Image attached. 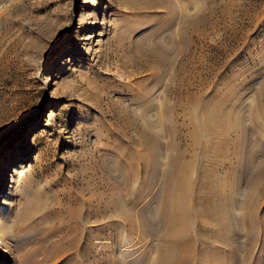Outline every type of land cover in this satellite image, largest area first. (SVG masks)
<instances>
[{"label": "rangeland", "instance_id": "rangeland-1", "mask_svg": "<svg viewBox=\"0 0 264 264\" xmlns=\"http://www.w3.org/2000/svg\"><path fill=\"white\" fill-rule=\"evenodd\" d=\"M171 156L189 178L169 247L264 264V0H0V264H169L156 224Z\"/></svg>", "mask_w": 264, "mask_h": 264}, {"label": "bare ground", "instance_id": "bare-ground-1", "mask_svg": "<svg viewBox=\"0 0 264 264\" xmlns=\"http://www.w3.org/2000/svg\"><path fill=\"white\" fill-rule=\"evenodd\" d=\"M49 79V78H48ZM149 110V108L147 109V111ZM171 108L166 107L165 111H164V115H163V121H167L168 124L172 121H175L172 117V112H171ZM149 113V111H148ZM148 113H142V115H140V118L143 119L146 123H145V132L148 134H152L153 137L155 138L156 142L158 145H160L161 143L159 142V139H162L160 135V133L158 132H155L152 130V127L154 124V122L150 121L149 119L151 118V116H149ZM190 118V117H189ZM166 122V123H167ZM222 122V121H221ZM220 122V123H221ZM152 123V124H151ZM167 124V125H168ZM173 124H176L175 122ZM169 126V125H168ZM177 126V125H176ZM189 126V125H188ZM192 126V125H191ZM171 125L169 126V129L171 130ZM187 127V126H186ZM190 127V126H189ZM241 127V126H240ZM175 128V127H174ZM193 128V127H192ZM210 128V127H209ZM235 128V127H234ZM196 130V129H195ZM233 130V129H232ZM213 132V131H212ZM171 133V132H169ZM228 133H229V129H228ZM177 135L179 134V132L176 133ZM176 135V136H177ZM193 138L195 137L192 136ZM177 139V138H176ZM160 143V144H159ZM191 143V142H190ZM171 154V153H170ZM180 154V153H179ZM188 154V153H187ZM186 154V155H187ZM172 157V156H171ZM170 157V158H171ZM183 157V156H182ZM186 157V156H185ZM142 158V157H141ZM140 158V159H141ZM256 158V157H255ZM168 159V158H167ZM170 162L169 164L167 165V170L165 172V175H164V183H162V192H160V196H157V197H160V199L158 200H163V204H164V207H162V209L160 210H163L164 208V212H161V211H158V214L159 212H161V214H163V217L159 220L160 222H158L156 224L157 226V234L159 236V240L157 241V244L159 246V249H157L158 253L160 254V259L159 261L161 260H165L166 259L170 262L169 264H193L191 261V256L190 254L193 252V249H194V245L193 243L190 242V240L186 243L184 242V244L180 243V244H177V245H169L167 244L168 240L170 238H177L180 236V230H179V222H180V219H181V215L179 214V207L181 208L180 205H182L181 203V200H180V193L182 194H185L186 192V186H187V183H188V174H189V166L185 163H181V158L180 156L178 158H171L169 159ZM149 161V164L152 162L151 160H148L144 157V159H142V162H143V165H144V171L146 172V175H152V174H156V178L158 177H162V171H161V167H160V164H158L156 166V168L154 170H152V166L153 165H149L147 162ZM154 161V160H153ZM113 162V161H112ZM136 162V160H135ZM190 162V161H189ZM253 162V161H252ZM122 164V165H121ZM121 164H120V167L122 166H125L126 163L125 162H122L121 161ZM247 165V164H246ZM248 165L249 162H248ZM262 166V164H260ZM127 166H129L130 169L133 170V179L135 178V180L133 181H136L137 179L140 180V177L136 179L137 177V173H138V170L136 171V166L135 164H133L132 162L128 161L127 163ZM252 166V165H250ZM113 168V167H112ZM259 168V167H257ZM106 169V168H105ZM18 170V169H16ZM103 170V168H102ZM128 170V169H127ZM158 170V171H156ZM156 171V172H155ZM259 172V171H258ZM261 172V171H260ZM262 173V172H261ZM260 173V174H261ZM259 174V173H258ZM258 174H257V178H258ZM264 174V173H263ZM125 175H126V172H125ZM263 177V175H262ZM142 178V177H141ZM145 178V177H143ZM254 178V177H253ZM151 179V178H150ZM149 179V180H150ZM142 180V179H141ZM140 180V181H141ZM236 180V179H235ZM257 180V179H256ZM261 179H259L260 181ZM148 181V180H147ZM161 181V180H160ZM261 182V181H260ZM255 186V181L253 182ZM259 184V182H256ZM160 184V183H159ZM142 185V184H141ZM252 186V185H251ZM250 186V187H251ZM236 189H234V195L238 196L239 195V187L237 185H235ZM257 187V186H256ZM263 187V186H262ZM129 188V187H128ZM141 188V187H140ZM148 188V187H147ZM256 188H253L251 189L248 194H249V203L246 201V203L244 204L245 205V210L247 211V214L249 217H251L252 215H255L254 212L256 210V205L255 203L251 202V200L255 197V194H256ZM159 195V194H158ZM151 196V195H150ZM109 197V196H108ZM104 198V197H103ZM165 198V199H164ZM127 199V198H126ZM125 199V201H126ZM149 200V199H148ZM154 200V199H153ZM116 201V200H115ZM124 201V200H123ZM123 201L121 199H119V205H120V209H122V212H123V216L121 217L122 219L124 220H120V221H123L125 222L126 224V227H132V231H133V226L131 225V220L129 219V215H130V211H128L124 205H123ZM229 201V200H228ZM227 201V202H228ZM235 201H236V198H233L232 201L229 202V206H228V203H225V206L226 207H230V208H223L225 210L229 209L228 212H224L225 214L223 215V220H225V224H226V235L225 237L223 238L224 240H229V237H233V231H231V234H228L227 231H229V224L227 223L228 220H232L234 223L238 222V220L241 218V215H242V212L240 213L239 209L238 211L236 210V204H235ZM108 202V200H107ZM125 203V202H124ZM145 203V202H144ZM161 203V202H160ZM224 203V202H223ZM107 204V203H106ZM104 204V205H106ZM162 204V205H163ZM242 204V203H241ZM240 205V204H239ZM87 206V205H86ZM157 206H160V205H157ZM179 206V207H178ZM224 206V204H223ZM238 206V204H237ZM241 207V205H240ZM111 208V207H110ZM139 208V207H138ZM156 208V207H154ZM106 209V208H105ZM157 209V208H156ZM156 209H154V211L152 212V214L149 212V214L147 212H144L142 214V222L140 224V226H142L141 228H143L141 230V234L144 233V236H146V241H147V238L149 239L150 238V235L153 234V231H154V227H156L154 225V220L152 217L155 218V216H153L154 214H156ZM101 210V209H100ZM108 210V209H107ZM119 210V209H117ZM99 212V211H98ZM111 212V211H110ZM234 212H237V214L235 215ZM114 213V212H113ZM99 215V214H98ZM132 215V214H131ZM179 215H180V218H179ZM72 217V216H71ZM221 217V216H220ZM74 218V217H73ZM76 218V217H75ZM75 220V219H74ZM158 220V219H157ZM76 221V220H75ZM133 222V221H132ZM159 224V225H158ZM98 225V224H97ZM128 225V226H127ZM183 225V224H182ZM100 226V225H99ZM225 226V225H224ZM184 227V225H183ZM78 228V227H76ZM98 228V226H97ZM101 228V226H100ZM161 228V229H160ZM222 230H223V227H221ZM74 229V228H73ZM188 230V229H187ZM89 231V230H88ZM184 231V230H183ZM223 232V231H222ZM133 234V232L131 233ZM229 237H228V236ZM220 236V235H219ZM81 237V236H80ZM195 237V236H194ZM238 235L234 233V237H233V240L234 238H237ZM70 238V237H69ZM91 238V237H90ZM198 238V237H197ZM188 239V238H187ZM99 240V239H98ZM186 240V239H185ZM222 240V241H224ZM102 241V240H101ZM235 241V240H234ZM96 243V242H95ZM104 243V242H103ZM75 244V243H74ZM108 248V247H107ZM112 250V249H111ZM227 257L230 262L232 260V264H243L241 262V260H235L234 258L235 255H234V252L231 250L229 251L228 253L226 252ZM225 254V255H226ZM172 255V257H168ZM157 257V256H156ZM245 258V257H244ZM220 259V258H219ZM218 259V260H219ZM240 259V258H239ZM154 257L151 258L150 260V263L151 264H154ZM215 261V259L213 260ZM220 261V260H219ZM237 261V262H236ZM222 263V261H220ZM215 263V262H214ZM195 264V263H194ZM216 264V263H215ZM223 264V263H222ZM230 264V263H229Z\"/></svg>", "mask_w": 264, "mask_h": 264}]
</instances>
